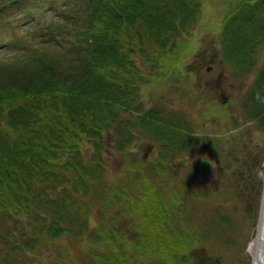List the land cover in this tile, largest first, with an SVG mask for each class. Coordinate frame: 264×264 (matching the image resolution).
Instances as JSON below:
<instances>
[{"label":"rangeland","instance_id":"rangeland-1","mask_svg":"<svg viewBox=\"0 0 264 264\" xmlns=\"http://www.w3.org/2000/svg\"><path fill=\"white\" fill-rule=\"evenodd\" d=\"M238 1L201 0L200 19L185 29L175 44V54L172 50L170 53L155 50L159 48L158 43L139 28H131L129 32H126L127 28H119L126 32L127 38L122 55L117 54L115 59L129 56L134 69L139 70L138 73L131 71L134 82H139L142 88L144 111L140 114L118 113L116 136L113 131H103L104 158L95 156L97 164L91 167L95 170L100 162L97 169L101 173L89 186L87 194L92 191L87 199L89 204L78 202L79 206L89 208L86 219H78L76 210L65 209V214L72 213L66 219L71 231L46 244L43 242L47 235L32 233L29 228L22 227L29 219L27 214L18 221L10 220L9 226L0 232V264H113L116 245L121 251L119 264H165V258L159 252L151 255L146 234L142 235L138 228L140 216L129 208L141 201L149 189L145 181L156 186L161 202L164 207L168 206L170 190L182 189L181 183H189L184 176L193 177V185L189 183L187 190L192 198L186 194L184 211L176 212L177 220H185L187 229L192 225L198 240L187 249L182 264H254L250 243L258 234L264 196V73L261 72L264 36L254 39L246 57L235 56L236 59L231 61L232 56L228 54L229 60L225 59L227 55L223 56L222 48L220 50L225 37V21L231 18L230 5ZM82 8L83 0H51L26 10L24 15L17 14L11 21L5 20L4 26H0V41L16 40L25 51L12 55V52H5V45H0V59L14 63L22 56L28 64H34L33 50L47 49L57 62L66 60L62 66H71L75 60H81L77 49L67 47L72 41L78 42L74 35L77 20L69 16L60 19V15L67 9H73L79 15ZM83 17L84 20L86 16ZM63 20L64 25H61ZM260 24L258 28H264L263 20ZM241 29L240 36H247L252 30L249 26ZM136 32H141L143 42L139 41ZM132 45L135 46L133 52ZM238 45L245 49L243 39ZM146 51L151 52L148 53L151 57L144 56ZM249 58L253 69L247 71ZM243 61L246 63L241 65L242 70L237 63ZM102 69L107 74L103 78L109 82L112 79L117 87H123L125 81H131L133 77L120 70L117 63ZM85 80L84 87L91 85L92 80ZM257 85L261 86L260 91L250 97ZM257 111L263 115L260 122H255ZM164 119L179 127L176 138H185L189 143L187 148L177 145L171 152L166 149V140L157 137L158 133H164ZM1 121L0 116L3 126H0V132L9 141L13 130ZM111 128L114 129V124ZM154 132L158 133L154 135ZM215 136L223 139L218 149L211 151L210 140ZM196 137L199 140L194 141ZM202 142L208 144L207 148L202 147ZM67 143L74 142L69 140ZM78 145L85 158L97 152L95 143L82 139ZM195 145L199 148L198 154L193 152ZM55 152L52 151L53 156ZM201 152L203 158L210 161L207 175L204 166L200 165L205 160L198 158ZM64 153L59 156L61 161L65 159ZM164 157L170 166L168 175L160 174L157 169ZM231 162L234 165L237 162V165L228 171L225 166ZM62 170L51 171V189L53 182L68 172ZM199 179L203 181L198 182ZM82 181L86 187L87 182ZM208 190L210 195L206 193ZM198 193L202 198L195 200L193 195ZM40 198H35L37 208L42 202ZM257 201L258 204L253 206ZM51 212L46 211L47 214ZM38 221L45 223L43 218ZM25 230L29 233L23 234ZM142 249L147 256L141 255L139 250Z\"/></svg>","mask_w":264,"mask_h":264},{"label":"trees","instance_id":"trees-1","mask_svg":"<svg viewBox=\"0 0 264 264\" xmlns=\"http://www.w3.org/2000/svg\"><path fill=\"white\" fill-rule=\"evenodd\" d=\"M49 1L51 0H0V26H4L5 20L11 21L17 14L24 15L26 10ZM83 2L84 8L79 11V15L73 9H67L60 15L62 18L58 16L60 19L69 16L77 20L74 24V35L78 42L72 41L67 47L69 50L77 49L78 58L81 60H75L71 66H62L66 64V60L60 59V62H57L58 60L53 59L47 49L33 50L34 64H28L27 59L22 56L16 58L14 63L0 59V116L4 126L8 125L13 130L9 141L5 139V134L0 132V232L3 233L6 225L9 226L10 220L18 221L19 217L27 214L29 219L22 227L29 228L32 233L41 232L45 237L47 235L43 242L45 244L48 241L55 242L67 234L68 230L71 231L66 219L72 216V213L65 214V209L76 210L75 212L79 214L78 219L82 217L86 219L89 208L79 206L78 202L89 204L87 199L92 192L87 194L89 186L101 173L97 169L100 162L95 170L92 169L94 172L91 167L97 164L95 156L104 158L105 148L101 140L103 131H113L116 136L118 131L115 119L118 113L140 114L144 111L141 101L142 88L139 82H134L131 71L138 73L139 70L134 69L129 56L116 60L117 54L122 55L124 41L127 38L126 32L131 28L135 30L139 28L142 33L147 32L153 42L158 43L159 48L155 50L170 53L171 50H175V44L185 29L197 24L202 11L201 0H83ZM263 4L264 0H240L230 5L231 18H226L223 30L225 37L222 40L223 46L220 47L223 56L225 54L228 57H224L225 59L229 60L228 54L232 56L231 61L236 59L235 56L246 57L248 51L252 50L254 39L257 36H264L263 26L258 28L261 26V20L264 21ZM81 12L86 16L84 20ZM61 25H64V20ZM231 26L236 28H230ZM244 26H249L252 30L249 35L240 36L239 33ZM119 28H127V31L122 32ZM141 32H136V36L143 42ZM242 39L245 41V49L238 45ZM0 44L8 45L5 52H12V55L25 51L19 43L13 46L5 40L0 41ZM133 47L135 46L132 45L131 52L135 50ZM148 53L151 52L146 51L144 56L151 57ZM112 63H117L120 70H125L133 76L131 81H125L123 87H117L111 78L110 82L103 78L107 74L102 72V68L111 67ZM245 63L246 61L237 64ZM252 69L253 62L249 58L248 68L245 67V70ZM258 72L260 73V70ZM261 72L264 73V66ZM85 79L92 80L91 85L84 87ZM257 86L255 89H260L261 86ZM162 123L164 133L153 134L158 133V138L166 140L168 151L171 152L177 145L182 149L188 147L189 143L185 138L181 140L176 138L179 127L174 125V122L164 119ZM113 124L114 129L111 128ZM181 135L184 136L182 132ZM82 139L88 143H95L97 152L85 158L78 145V141ZM222 139L223 137L215 136L210 142L209 149L211 151L218 149ZM69 140H73L74 143H67ZM196 147L195 145L193 152L198 154L199 148ZM53 150L57 152L54 156ZM63 151L65 159L61 161L59 156ZM202 154L201 152L198 158L204 159ZM235 165L231 162L226 164L225 169L229 171ZM169 167V162L164 157L157 169L160 174L168 175ZM238 167L243 170L241 166ZM62 169H67L68 172L55 180L51 189V171L57 173L63 171ZM235 174L237 178L238 174ZM184 177L193 185V177ZM82 180L87 182L86 187ZM145 182L149 189L141 201L129 209L140 216L141 225L138 228L142 235L146 234L151 255L159 252L158 254H161L168 264H182L186 259L185 252L198 240L195 238L192 225L187 229L185 220L181 218L177 220L179 215L176 214L177 211H184L186 194L192 198V194L187 193L189 183H181L184 186L182 189L176 191L171 189L167 202L169 205L164 207L156 186L151 182L150 185ZM206 193L211 194L210 190ZM38 196H41L42 202L37 208L34 202ZM244 196L246 200V194ZM197 197L202 196L198 193L194 195V198ZM255 204H258V201L253 206ZM46 211L51 214H47ZM40 218H43L45 223L40 224L38 221ZM26 233L29 232L23 231V234ZM114 251L116 255L112 263L119 264L120 247L116 245ZM139 251L143 257L147 256L145 250Z\"/></svg>","mask_w":264,"mask_h":264},{"label":"bare ground","instance_id":"bare-ground-1","mask_svg":"<svg viewBox=\"0 0 264 264\" xmlns=\"http://www.w3.org/2000/svg\"><path fill=\"white\" fill-rule=\"evenodd\" d=\"M250 249L254 255V264H264V196L258 234L252 239Z\"/></svg>","mask_w":264,"mask_h":264},{"label":"clouds","instance_id":"clouds-1","mask_svg":"<svg viewBox=\"0 0 264 264\" xmlns=\"http://www.w3.org/2000/svg\"><path fill=\"white\" fill-rule=\"evenodd\" d=\"M259 95V94H258Z\"/></svg>","mask_w":264,"mask_h":264}]
</instances>
